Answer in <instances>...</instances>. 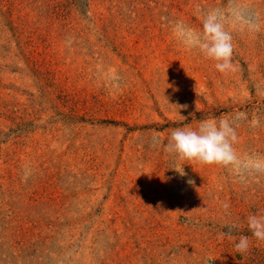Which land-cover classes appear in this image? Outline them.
I'll use <instances>...</instances> for the list:
<instances>
[{
    "label": "rangeland",
    "instance_id": "374dc122",
    "mask_svg": "<svg viewBox=\"0 0 264 264\" xmlns=\"http://www.w3.org/2000/svg\"><path fill=\"white\" fill-rule=\"evenodd\" d=\"M209 11L227 73L173 34ZM238 113V167L172 170L173 130ZM257 163L264 0H0V264H264Z\"/></svg>",
    "mask_w": 264,
    "mask_h": 264
},
{
    "label": "clouds",
    "instance_id": "9594fccd",
    "mask_svg": "<svg viewBox=\"0 0 264 264\" xmlns=\"http://www.w3.org/2000/svg\"><path fill=\"white\" fill-rule=\"evenodd\" d=\"M202 25V31H196L183 22L177 21L173 26V34L186 48L198 49L205 58L214 61V66L220 73L233 70L232 36L225 30L219 14L216 11H209ZM241 118H244V114L238 113L233 121L224 118H219L218 121L215 119L201 120L196 129L189 127L173 130L164 146V151L169 155H174L181 163L172 170L184 176L185 164L183 162L185 161L190 166L199 164L238 167L240 161L233 147L238 137L233 125ZM154 143H159V141L154 138ZM256 168L264 169V165L257 163ZM28 175V170H25V180ZM187 183L194 185L195 182L189 179ZM248 231L257 241H264V216H249ZM249 244L248 236H240L235 244L236 252L241 254L247 252Z\"/></svg>",
    "mask_w": 264,
    "mask_h": 264
}]
</instances>
